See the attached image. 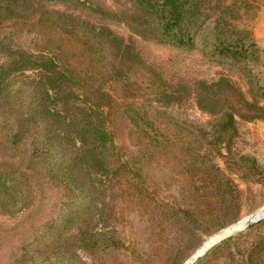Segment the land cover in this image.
<instances>
[{
  "label": "rangeland",
  "instance_id": "374dc122",
  "mask_svg": "<svg viewBox=\"0 0 264 264\" xmlns=\"http://www.w3.org/2000/svg\"><path fill=\"white\" fill-rule=\"evenodd\" d=\"M98 1L114 10L127 5L125 0ZM220 1L239 5L236 23L253 33L261 0ZM107 23L151 67L131 73V85L121 80L108 86L116 99L108 128L119 156L139 160L110 182L105 178L104 191L91 200L71 201L65 188L49 178L44 162L31 159L30 141L10 146L0 132V171L11 177L9 192H0V264H44L46 258V264H170L177 252L176 264H185L210 239L264 206V46L223 56L206 44L205 30L193 49H182L143 39L119 20ZM223 76L263 109L243 105L233 124L222 115L232 111L227 102L202 109L196 99L200 82ZM154 79L175 98L159 96ZM192 153L200 159L196 164ZM215 165L221 179L211 168ZM188 229L192 232L186 235ZM245 231L234 232L231 245L198 263L223 240L214 244L192 264H244L242 243L255 234L240 236ZM107 232L129 249L104 248ZM260 261L264 264V249Z\"/></svg>",
  "mask_w": 264,
  "mask_h": 264
},
{
  "label": "trees",
  "instance_id": "16d2710c",
  "mask_svg": "<svg viewBox=\"0 0 264 264\" xmlns=\"http://www.w3.org/2000/svg\"><path fill=\"white\" fill-rule=\"evenodd\" d=\"M125 1L127 5L114 10L98 0H0V132L6 133L10 146L30 141L31 159L44 162L49 178L65 188L71 201L91 200L95 192L104 191L100 186L105 178L110 182L139 160L119 156L108 128L109 108L116 102L108 86L122 81L131 85V73L151 67L107 20L123 22L143 39L182 49H193L205 30L206 44L223 56L247 53L257 45L252 31L236 23L241 17L239 5L220 0ZM157 82L154 79L159 96L175 98ZM200 85L196 99L202 109L221 102L232 108L222 114L225 122L235 123L243 105L263 109L249 102L227 77ZM151 139L161 144L158 135ZM189 157L195 164L200 160L193 153ZM211 168L221 179L220 167ZM10 182V174L1 170L0 192L8 193ZM105 211V206L100 208L99 215L103 217ZM263 226L264 220L240 234L255 232L242 243L244 264H262ZM103 235L104 248L129 249L114 232ZM235 238L224 239L198 263ZM179 255L175 253L170 264L178 263ZM48 261L44 259V264Z\"/></svg>",
  "mask_w": 264,
  "mask_h": 264
},
{
  "label": "water",
  "instance_id": "95a60500",
  "mask_svg": "<svg viewBox=\"0 0 264 264\" xmlns=\"http://www.w3.org/2000/svg\"><path fill=\"white\" fill-rule=\"evenodd\" d=\"M264 220V206L261 207L258 211L254 212L253 214H251L249 217L245 218V221L243 224L240 225H234L236 227H231L232 229H230V231L228 232H222L220 235H218L217 239H215L214 241H212V239L209 240L208 242V247H206L204 250L197 252L191 259H189L185 264H192L195 260H198L200 257H202V255L210 248L212 247L214 244L218 243L219 241H222L226 238H228L229 236L233 235L234 232L236 231H241L244 229H247L257 223H259L260 221Z\"/></svg>",
  "mask_w": 264,
  "mask_h": 264
},
{
  "label": "crops",
  "instance_id": "0c3cea01",
  "mask_svg": "<svg viewBox=\"0 0 264 264\" xmlns=\"http://www.w3.org/2000/svg\"><path fill=\"white\" fill-rule=\"evenodd\" d=\"M252 28L256 42L264 46V0H261L259 14Z\"/></svg>",
  "mask_w": 264,
  "mask_h": 264
},
{
  "label": "bare ground",
  "instance_id": "6f19581e",
  "mask_svg": "<svg viewBox=\"0 0 264 264\" xmlns=\"http://www.w3.org/2000/svg\"><path fill=\"white\" fill-rule=\"evenodd\" d=\"M243 221H245V220H243ZM243 223H244V222H243ZM243 223H242V224H243ZM206 247H208V244H207V246H205L204 248H202V250H204ZM202 250H201V251H202Z\"/></svg>",
  "mask_w": 264,
  "mask_h": 264
}]
</instances>
